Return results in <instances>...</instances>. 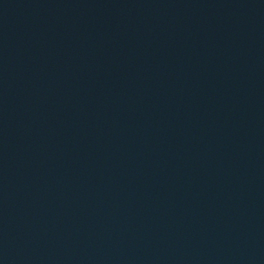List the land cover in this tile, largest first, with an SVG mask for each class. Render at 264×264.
<instances>
[{
	"label": "water",
	"instance_id": "95a60500",
	"mask_svg": "<svg viewBox=\"0 0 264 264\" xmlns=\"http://www.w3.org/2000/svg\"><path fill=\"white\" fill-rule=\"evenodd\" d=\"M0 264H264V0H0Z\"/></svg>",
	"mask_w": 264,
	"mask_h": 264
}]
</instances>
